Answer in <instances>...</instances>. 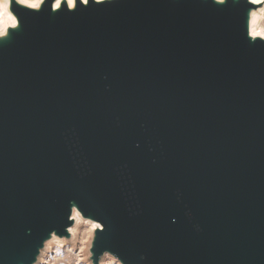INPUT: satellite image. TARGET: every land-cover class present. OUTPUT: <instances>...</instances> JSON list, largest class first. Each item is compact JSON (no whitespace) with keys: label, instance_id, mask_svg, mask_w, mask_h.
<instances>
[{"label":"water","instance_id":"1","mask_svg":"<svg viewBox=\"0 0 264 264\" xmlns=\"http://www.w3.org/2000/svg\"><path fill=\"white\" fill-rule=\"evenodd\" d=\"M13 9L20 29L0 44V264H26L69 201L105 223L98 249L134 262L264 264V45L248 44L238 10Z\"/></svg>","mask_w":264,"mask_h":264},{"label":"clouds","instance_id":"2","mask_svg":"<svg viewBox=\"0 0 264 264\" xmlns=\"http://www.w3.org/2000/svg\"><path fill=\"white\" fill-rule=\"evenodd\" d=\"M117 0H50L53 12L66 6L67 11L78 7L113 5ZM216 8H234L240 16L241 31L250 45H264V0H202ZM39 12L49 0H0V42L10 36V29L16 30L21 25V17L13 5ZM137 146H139L137 144ZM66 219L61 228H51L40 240L26 264H143L147 257L144 253L133 261L112 247L98 249L96 241L99 232L106 230L105 223L91 214L80 203L69 201L65 210ZM187 215H191L188 212ZM176 223L177 218L171 217ZM197 231L199 225L194 226Z\"/></svg>","mask_w":264,"mask_h":264},{"label":"bare ground","instance_id":"3","mask_svg":"<svg viewBox=\"0 0 264 264\" xmlns=\"http://www.w3.org/2000/svg\"><path fill=\"white\" fill-rule=\"evenodd\" d=\"M63 6V5H62ZM57 11V10H56ZM55 11V12H56ZM52 13H54L53 11H52ZM20 29V27L18 28V29H16V30H19ZM11 30V29H10ZM8 39H9V37H8ZM4 42H6V41H3V42H0V44H3ZM19 264H21V263H19Z\"/></svg>","mask_w":264,"mask_h":264}]
</instances>
